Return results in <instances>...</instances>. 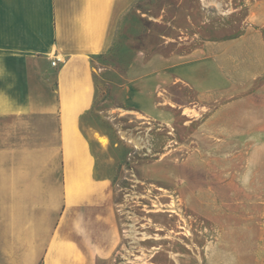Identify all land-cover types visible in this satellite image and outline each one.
Wrapping results in <instances>:
<instances>
[{
    "label": "rangeland",
    "instance_id": "obj_1",
    "mask_svg": "<svg viewBox=\"0 0 264 264\" xmlns=\"http://www.w3.org/2000/svg\"><path fill=\"white\" fill-rule=\"evenodd\" d=\"M245 33L264 43V0H136L114 19L112 46L93 59L96 99L85 123L107 143H90L111 176L117 221L118 245L105 264L256 263L264 248V49L234 47L233 84L218 92L168 87L157 98L168 118L123 105L138 50L150 56L169 37L191 38L183 51ZM0 131L1 145L29 134Z\"/></svg>",
    "mask_w": 264,
    "mask_h": 264
},
{
    "label": "crops",
    "instance_id": "obj_2",
    "mask_svg": "<svg viewBox=\"0 0 264 264\" xmlns=\"http://www.w3.org/2000/svg\"><path fill=\"white\" fill-rule=\"evenodd\" d=\"M135 1L0 0V128L29 133L0 144V264L112 259L118 232L111 176L90 144L107 149V143L85 123L96 99L92 56L110 49L114 19ZM189 40L169 37L150 56L134 54L124 107L168 118L157 102L168 87L183 85L198 97L218 92L233 84L227 62L238 52L234 47L254 43L261 56L264 49L256 34L245 33L179 51ZM258 253L255 264H264V248Z\"/></svg>",
    "mask_w": 264,
    "mask_h": 264
},
{
    "label": "built area",
    "instance_id": "obj_3",
    "mask_svg": "<svg viewBox=\"0 0 264 264\" xmlns=\"http://www.w3.org/2000/svg\"><path fill=\"white\" fill-rule=\"evenodd\" d=\"M58 60H59V59L56 57L54 60L51 61V64H52V65H55L56 62H57Z\"/></svg>",
    "mask_w": 264,
    "mask_h": 264
},
{
    "label": "trees",
    "instance_id": "obj_4",
    "mask_svg": "<svg viewBox=\"0 0 264 264\" xmlns=\"http://www.w3.org/2000/svg\"><path fill=\"white\" fill-rule=\"evenodd\" d=\"M98 55H99V54H98ZM95 56H96V55L92 56V60L94 59ZM94 80H95V76H94ZM38 264H41V263H38Z\"/></svg>",
    "mask_w": 264,
    "mask_h": 264
}]
</instances>
